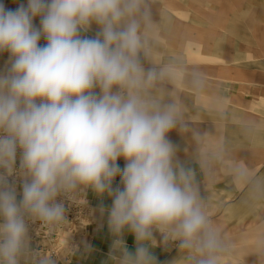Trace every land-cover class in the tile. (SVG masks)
Wrapping results in <instances>:
<instances>
[{
    "label": "clouds",
    "instance_id": "1",
    "mask_svg": "<svg viewBox=\"0 0 264 264\" xmlns=\"http://www.w3.org/2000/svg\"><path fill=\"white\" fill-rule=\"evenodd\" d=\"M147 19L144 0H27L14 9L0 0V55L8 54L0 69V264H19L26 216L62 221L58 197L81 189L107 195L110 232L133 236L122 264H161L146 243L156 232L199 253L195 264H218L222 241L192 173L174 163L177 106L144 94L161 75L138 58ZM93 24L96 35H82ZM17 169L19 201L8 180Z\"/></svg>",
    "mask_w": 264,
    "mask_h": 264
},
{
    "label": "rangeland",
    "instance_id": "2",
    "mask_svg": "<svg viewBox=\"0 0 264 264\" xmlns=\"http://www.w3.org/2000/svg\"><path fill=\"white\" fill-rule=\"evenodd\" d=\"M2 2L14 9L27 0ZM144 10L148 19L141 23L138 58L145 69L161 73L144 94L177 106L180 120L169 139L174 145L189 142L193 149L188 153L175 146L174 163L192 173L195 186L198 175L205 184L200 198L223 244L218 264H264V183L259 186L264 177V0H144ZM165 21L168 31L162 28ZM34 23L39 25V18ZM98 30L93 24L82 35L91 38ZM7 59V53L0 55V69ZM211 111L214 116L206 115ZM209 124L217 126V134L203 127ZM81 190L87 197V189ZM251 190L256 197L250 206L241 199ZM229 195L234 201L228 205ZM100 198L92 196L105 211ZM226 204L242 209L228 213ZM155 236L163 249L161 264H195L199 258L179 248L178 241L162 243L160 233Z\"/></svg>",
    "mask_w": 264,
    "mask_h": 264
},
{
    "label": "built area",
    "instance_id": "3",
    "mask_svg": "<svg viewBox=\"0 0 264 264\" xmlns=\"http://www.w3.org/2000/svg\"><path fill=\"white\" fill-rule=\"evenodd\" d=\"M18 166L19 153L17 168ZM8 180L16 188L18 196L22 190V173L17 169V172L8 177ZM80 191L83 192L78 190L58 197L65 206L62 221L47 223L31 216L25 217L29 229V239L28 245L21 255H26L34 264H55L60 260L62 253L68 260L69 256L77 251L79 239L87 233L88 228L93 224L94 213L92 212H95L86 194ZM64 238L65 241H63Z\"/></svg>",
    "mask_w": 264,
    "mask_h": 264
},
{
    "label": "crops",
    "instance_id": "4",
    "mask_svg": "<svg viewBox=\"0 0 264 264\" xmlns=\"http://www.w3.org/2000/svg\"><path fill=\"white\" fill-rule=\"evenodd\" d=\"M262 32L264 35V29L262 30ZM184 151H187L189 153V150H183V152ZM198 164L201 165L202 163ZM123 165L124 162L121 163V167H123ZM197 169L199 168L197 167ZM196 180L198 182L196 187L198 189L199 196L202 195L203 197L205 194V184L203 185L199 183L201 180L200 175L197 176ZM117 182H114V186L117 184ZM193 182L195 184V180ZM21 194L22 190L17 196L18 201L22 198ZM94 194L95 193L91 189H87V197L91 205L95 209V218H97L98 221L95 222V225L92 224L88 228L87 233L80 237L77 251L73 252V254L69 256L68 260H66V257L62 253L60 256V260L56 261L55 264H122L125 251L135 250L134 238L127 231V229H125L120 237H117L113 235L108 228L107 210L111 206V199L107 195L101 196V198L98 199V201H100L101 204L106 207V210L102 212L100 207L92 199V196H94ZM202 202L205 206L203 198ZM117 239L125 241L126 244L120 246L114 245V241H116ZM146 243L152 251V254L157 257L158 261L162 262L164 259L161 257V255H163V249L159 247L158 237L155 236V242ZM19 264L34 263H32L26 255H21L19 257Z\"/></svg>",
    "mask_w": 264,
    "mask_h": 264
},
{
    "label": "bare ground",
    "instance_id": "5",
    "mask_svg": "<svg viewBox=\"0 0 264 264\" xmlns=\"http://www.w3.org/2000/svg\"><path fill=\"white\" fill-rule=\"evenodd\" d=\"M211 1V0H210ZM217 2H218V0H217ZM211 3V2H210ZM212 4H214V3H212ZM221 21H225L224 19H222ZM166 24H168V22L167 21H165L163 24H162V28L163 29H165L166 27H165V25ZM166 31H168V27H167V29H165ZM175 30V29H174ZM183 32H188L187 31V29H184V31ZM262 34H263V32H262ZM264 36V35H263ZM242 76V74H240L239 73V75H238V77H241ZM244 77H246V78H248V79H250V78H252L249 74H247V75H244ZM206 115H209V116H211V115H215V112H209L208 114H206ZM203 127H207V128H210L211 129V133H216L217 134V132H216V129H217V126H215V125H213V124H209V125H205V126H203ZM223 130V129H222ZM176 144H175V146L176 147H178L179 149H181V150H191V149H193L192 148V146L193 145H191V143L189 144V142H185V141H183V140H181V141H179V142H175ZM246 148V147H245ZM249 148V147H248ZM242 150V149H241ZM231 153H232V151H231ZM249 153V152H248ZM239 154H240V151H239ZM249 155V154H248ZM243 156V155H242ZM246 158V157H245ZM250 158V157H249ZM263 183H264V177H261L260 178V180H259V186L261 185L262 187H263ZM243 192L245 191V190H242ZM242 192V193H243ZM256 192L255 191H249V192H247L245 195H243L242 196V199H241V201H243V202H245V203H247L248 204V202H250L249 203V205L251 204V202H254V200H255V197H256V194H255ZM227 201H228V205L231 203V202H233L234 201V199L233 198H231V195H229L228 197H227ZM210 204H212V203H210ZM227 204H226V208H225V210L228 212V213H235V210H238L239 208L237 207H233V206H227ZM251 206V205H250ZM250 206L246 209V211H248V210H250L249 208H250ZM242 209V208H241ZM241 209H239L238 210V212L241 210Z\"/></svg>",
    "mask_w": 264,
    "mask_h": 264
}]
</instances>
